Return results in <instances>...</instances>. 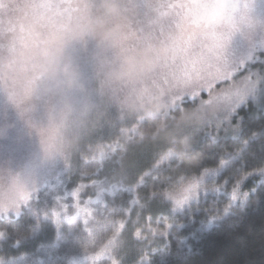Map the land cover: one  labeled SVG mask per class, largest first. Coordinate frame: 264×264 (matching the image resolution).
Returning <instances> with one entry per match:
<instances>
[{
  "label": "rangeland",
  "instance_id": "1",
  "mask_svg": "<svg viewBox=\"0 0 264 264\" xmlns=\"http://www.w3.org/2000/svg\"><path fill=\"white\" fill-rule=\"evenodd\" d=\"M246 2L251 24L242 18V0H231L214 20L204 16L215 11L219 0H0V192L15 183L29 193L18 212L9 210L0 218L32 207L43 189L54 202L56 217H90L80 210L86 205L91 211L90 200L78 194L74 198L76 189H62L59 176L68 169L69 157L74 161L85 156L100 164L108 159L106 168L124 163L134 149L150 145L157 153V139L176 148L204 128L236 133L231 119L235 109L248 98L264 97V63L252 73L235 76L236 83L247 77L248 86L243 98L229 106L226 120L210 123L214 108L201 104V98L191 99L192 107L178 116L171 110L182 104L173 107L175 97L197 92L225 62L237 75L256 52H264V0ZM65 64L75 71L73 87L66 85L63 74L50 71ZM133 95L141 97L144 107L125 106V98ZM169 114L170 120L151 134L153 139L142 137L138 124L146 116L165 119ZM118 134L116 141L123 147L105 150L101 157L99 150ZM49 143L54 150L46 152ZM218 171L192 178L197 194L179 207L170 203L183 209L219 193H227L231 204L242 202L245 192L240 186L232 199L236 184L229 190L214 185ZM253 175L264 180V167ZM123 239V246L114 250L120 262L127 232ZM91 252L74 255L72 264H111L108 253L93 261ZM30 262L26 257H0V264Z\"/></svg>",
  "mask_w": 264,
  "mask_h": 264
},
{
  "label": "trees",
  "instance_id": "2",
  "mask_svg": "<svg viewBox=\"0 0 264 264\" xmlns=\"http://www.w3.org/2000/svg\"><path fill=\"white\" fill-rule=\"evenodd\" d=\"M230 2L219 0L215 11L204 17L218 18ZM263 63L264 52H256L234 77L252 73ZM194 103L185 99L171 114L178 116ZM171 116H146L138 124L142 137L153 139L151 134ZM231 119L236 133L204 128L175 148L178 155L159 164L161 153L150 145L132 150L124 163L106 168L108 159L100 164L85 156L74 161L69 157L68 169L59 176L62 189L79 187V197L91 202L90 217H56L54 202L43 189L32 207L0 218V257H26L30 264H72L74 255L111 236L116 219L127 218V255L123 252L120 264H264V180L253 175L264 167V97L248 98ZM210 169H219L214 185L224 184L229 190L238 182L245 199L231 204L227 193H219L177 209L158 195L177 186V171L192 179ZM149 215L153 227L166 225L164 234L147 240L148 233L142 231L143 239L134 240L131 231L136 221Z\"/></svg>",
  "mask_w": 264,
  "mask_h": 264
},
{
  "label": "snow or ice",
  "instance_id": "3",
  "mask_svg": "<svg viewBox=\"0 0 264 264\" xmlns=\"http://www.w3.org/2000/svg\"><path fill=\"white\" fill-rule=\"evenodd\" d=\"M237 9L241 7V3H237L234 5ZM242 7L245 10V14L242 17L249 24L252 23L248 16V10L250 8V4L246 2V0H242ZM247 80L241 83L235 82V77L231 71L226 67V62L224 64V69L217 74V76L212 79L207 84L201 86L197 92L193 94H185L179 95L173 100V107L177 105L178 102H183L186 98L196 99L201 98V104L203 105H211L214 108V115L211 116L208 120L210 123L218 124L219 120L227 119L226 111L229 110V106L233 105V102L236 98H243L244 88L247 87ZM139 121V120H134ZM135 127L130 129L134 131ZM129 133V134H130ZM156 141L160 142L159 151L161 153L157 163H162L165 159L171 157L172 155H178L175 149L174 144L165 143V139H157ZM123 144L121 141H115L107 146L106 149L99 150V155L101 157L104 156L105 150L107 151H115L119 148H122ZM54 150V145L49 143L46 145L45 151L51 152ZM174 180L176 182V187L169 188L166 191H162L158 193V195L166 197L173 201L176 207L181 206L189 197L195 196L196 193V184L194 179H186L185 175L181 174L180 171H177L174 174ZM239 187V183L231 189L232 199H235L238 195L237 189ZM80 188L78 187L73 191V197H77ZM155 195V194H154ZM246 195V194H245ZM29 199V193L26 192L22 187L17 186L15 183L11 187L7 189V191L0 192V213H7L9 210L19 211V205L22 202H27ZM79 207V206H78ZM84 213L90 215V209L85 205L82 209H80ZM128 220L127 218H119L114 221V228L111 231V236L107 238L106 243L101 242L98 246L94 247L91 252V259L93 261L98 260L100 257L108 253L111 257V264H120V260L117 258L119 252H115L114 250L120 249L124 244V232L128 228ZM165 227L157 228L153 227L152 217L144 216L141 219H138L135 223L134 228L131 231V235L139 240L140 233L142 231H146L148 236L147 240H150L154 235H163L165 231ZM2 235V233H0Z\"/></svg>",
  "mask_w": 264,
  "mask_h": 264
},
{
  "label": "clouds",
  "instance_id": "4",
  "mask_svg": "<svg viewBox=\"0 0 264 264\" xmlns=\"http://www.w3.org/2000/svg\"><path fill=\"white\" fill-rule=\"evenodd\" d=\"M50 71L53 73L63 74L66 78V85L68 87H73L75 85V71L70 67V65L65 64L63 67L54 66ZM124 103L130 110H137L144 107V105L141 104V97L139 95L126 97Z\"/></svg>",
  "mask_w": 264,
  "mask_h": 264
}]
</instances>
